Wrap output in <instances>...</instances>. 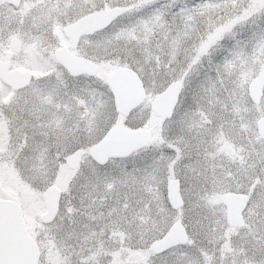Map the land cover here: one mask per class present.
I'll return each instance as SVG.
<instances>
[{"label": "snow or ice", "instance_id": "snow-or-ice-1", "mask_svg": "<svg viewBox=\"0 0 264 264\" xmlns=\"http://www.w3.org/2000/svg\"><path fill=\"white\" fill-rule=\"evenodd\" d=\"M9 4L0 264H264V0ZM222 192L239 196L235 219Z\"/></svg>", "mask_w": 264, "mask_h": 264}, {"label": "water", "instance_id": "water-1", "mask_svg": "<svg viewBox=\"0 0 264 264\" xmlns=\"http://www.w3.org/2000/svg\"><path fill=\"white\" fill-rule=\"evenodd\" d=\"M95 25L98 26L99 24H102L106 22L105 17L98 16L93 18ZM87 24L81 25V30L86 31L88 30ZM68 63L73 67L74 70H80V64L78 62V58L72 54H69L67 57ZM17 71L23 72V70L18 69ZM17 80L19 77L16 78ZM123 86L127 90L128 98L131 101L129 106H133L135 103H138L140 99H143V94L139 92L138 86L133 88L131 84L127 81L124 82ZM139 93V94H138ZM152 104L154 105L156 111L158 112H165L169 110L170 103L168 99L165 97H159L157 99L152 98ZM121 143H127L130 139L128 136H122ZM131 139H135L137 142H143L150 139L149 131L145 129H141L135 137H132ZM225 204H226V219L231 214L232 218L235 219L239 214V209L241 207L239 196L236 193H229L225 197ZM33 248H36L35 242L33 243Z\"/></svg>", "mask_w": 264, "mask_h": 264}, {"label": "rangeland", "instance_id": "rangeland-1", "mask_svg": "<svg viewBox=\"0 0 264 264\" xmlns=\"http://www.w3.org/2000/svg\"><path fill=\"white\" fill-rule=\"evenodd\" d=\"M0 13H3V9H0ZM145 71L147 72L148 69L147 67L145 68ZM149 102L151 103V98H149ZM148 131H149V136H150V139L154 136H156L159 132V126L157 124H154L152 126H149L146 128ZM176 134L178 135L179 134V129L177 127V130H176ZM224 148L226 151H231L233 146L231 145L230 142L228 141H225V144H224ZM11 181L13 184L17 183L16 181V178L13 176L11 177ZM6 191L13 197L14 200L18 199L17 195H16V191L14 189H6ZM226 192H222V193H219L218 196H219V199H218V207L220 209H222V214L224 215V205H223V197H224V194ZM75 195H79V193H76L74 192ZM23 195V194H22ZM76 201L74 200L73 203H75ZM26 221H27V227H28V230L31 231L32 230V226L34 224H36L37 222L35 220H33L32 217H26L25 218ZM237 242H242L241 238L237 237L236 238Z\"/></svg>", "mask_w": 264, "mask_h": 264}, {"label": "flooded vegetation", "instance_id": "flooded-vegetation-1", "mask_svg": "<svg viewBox=\"0 0 264 264\" xmlns=\"http://www.w3.org/2000/svg\"><path fill=\"white\" fill-rule=\"evenodd\" d=\"M12 7H13V5H12V4H9L7 7H0V9H3V14H4V15H8V14H9L8 9H9V8H12ZM70 54L76 56L75 53H70ZM20 70H23V69H20ZM23 71H25V70H23ZM151 103H152V98H151ZM157 125H158V124H157ZM158 126H159V125H158ZM227 194H229V192H226V193L224 194V197H223L224 216H225V218H226V204H225V197H226Z\"/></svg>", "mask_w": 264, "mask_h": 264}]
</instances>
